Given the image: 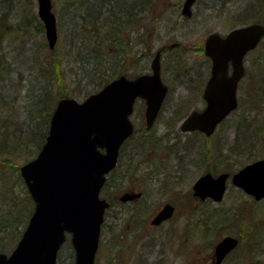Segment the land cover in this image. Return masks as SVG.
I'll list each match as a JSON object with an SVG mask.
<instances>
[{
	"label": "rangeland",
	"instance_id": "rangeland-1",
	"mask_svg": "<svg viewBox=\"0 0 264 264\" xmlns=\"http://www.w3.org/2000/svg\"><path fill=\"white\" fill-rule=\"evenodd\" d=\"M52 1L57 22L61 25V36L59 35L56 43V54L59 53V58L62 59L60 79L63 80L61 84H66V93H81L72 97L83 100L87 94L86 91L91 90V93L97 91L95 89L98 87L95 88V86L98 85V82L109 76L117 77L126 74L129 77H135L143 73H151L152 59L159 49L162 50V76L164 81L172 86V91L168 93L164 105L165 111L154 125V130L150 136H142V132H138L129 139L124 148L117 174L115 173L117 177L115 175L112 177L114 179L111 182L110 195L115 207H119L118 197L125 190L132 188L135 191L141 189L144 192V198H142L144 203L140 205L142 217H126L134 207V203H131L122 208L125 213L119 216L120 219L109 218V228L102 232L103 240L96 258V264H215V261H212L214 247L223 236L235 235V232L242 228L241 231L244 230V234H248V238H244L252 239L251 228L243 221L256 224L260 221V215L264 214V209L260 211L258 207L254 209L249 205L247 206L245 201L238 197V188L231 182H229L224 200L219 203L201 201L194 196L192 186L195 180L207 171H211L215 175L222 171L234 172L249 162V154L247 155L244 150L249 148V140L253 138V134L262 133L264 129V121H259L261 116L264 119V81L261 76L263 71L260 69L261 57H264L263 40L254 51L248 54L245 60V65L250 71V81L249 84L244 81L240 86L239 108L218 127L214 138H212L221 141V150L213 152L209 148H201L194 141L195 134H185L178 138L180 144L176 151H172L170 148L176 140L177 124L180 120L176 118L175 112L177 111L182 116V113L187 109V106L185 110L178 109V104L182 102L180 94L183 93L184 89L190 90L194 94L192 100L196 101L198 94L203 91L205 76L202 86H200L195 82L196 80H187L186 78H189L187 74L192 73L190 77L194 79L195 72L202 70L204 73V69H206L205 74L208 76V70L211 67L208 57H204L194 50L195 46H198L194 41L204 43L206 36L213 31L227 34L232 28L242 24L238 23L240 20L248 19L255 10H257L256 12L262 11L261 17H264L263 0H197L193 7L192 17H186L181 13L184 0H155L153 10L146 18L145 30L142 32L133 31L130 39L128 36L123 37L129 42V45L120 46L125 50L122 52V56L115 53L113 43L101 42L100 48L103 58L95 59V61L101 60L106 67L103 64L94 63L96 67L102 68L98 75L95 73L94 64H86L88 71L92 72L89 74L83 66H79L77 61H74L76 53H72L70 48L67 49L70 40L73 39V36L77 38V34L81 30L79 18H75L74 22H70L68 19L71 10L77 9L76 5L68 3H73L75 0ZM13 4L17 10L12 12L14 16L22 13V10H19L21 4H26L25 9L30 15L38 16L37 0H13ZM7 8L6 5L5 9ZM1 10L3 9L0 8V13ZM240 12L241 14L237 15ZM82 13L81 11L79 14ZM259 20L264 23V18ZM31 28L33 30L31 41H35L38 48L41 49V56L39 57L41 60L49 57L51 52L44 48L45 33L40 35L38 30L33 29L34 27ZM174 43H180V45L173 46ZM20 44L19 39L6 41L2 44L3 50L0 53L5 54L10 62V67L14 70L5 72L2 74L3 78L0 79V106L4 103L14 104L23 112L25 109L23 105H26L24 100L27 86L30 83L29 79L35 72L33 66L24 61L25 59L19 54L22 49ZM74 48L76 51H81L79 46H74ZM126 50H128L126 54L128 58L123 57ZM80 55L81 58H85L82 51ZM2 68L3 66H0V71ZM192 68L196 70H192ZM193 74L194 76H192ZM53 91L57 101L63 97L61 96L60 85L59 89L56 86ZM56 104L57 102L55 106ZM138 106L131 119H137L138 124L143 127L141 112L144 107L141 104ZM1 109L2 107H0ZM188 109L190 111V106ZM3 111L4 109L0 111V114L5 116L6 113ZM249 121L253 122L250 129L246 125ZM230 124L232 125L230 126ZM167 131L171 132L165 134ZM238 132L245 134L243 137L246 136L247 138L243 139ZM261 137H263L262 134ZM212 139H209L210 145ZM192 143L194 148H186ZM257 146L264 148V142L260 141ZM240 151L242 154L239 153ZM230 152L231 154H229ZM256 153L255 157L264 156V151L258 150ZM181 154L183 156H180ZM25 162L23 159L12 161L16 165L20 164L19 174L20 166ZM18 173L15 172V177H11L8 183L13 186V196L31 214L34 201H30L21 184H15ZM118 173L120 174L118 175ZM169 199L178 204L176 216L171 221L149 231L147 228L150 227L149 223L153 216L152 209ZM240 202L244 208L243 216L238 215V220L234 219L233 215L227 216L235 203L239 204ZM144 207L146 210L143 209ZM209 210L212 211V216L215 215L221 220L215 236H211V233L205 234L202 230L205 221L210 218V215L207 214L210 212ZM248 211L251 213L252 219L249 218ZM135 218L141 219L137 227L133 225L135 221H132ZM23 227L20 222L16 229L20 228L21 230ZM15 231L8 230V233L14 234ZM18 235L12 242L11 239L5 241V252H10L15 247L19 239ZM253 240H258V238L253 237ZM114 242L116 243L115 248ZM69 243L70 240L63 245L60 251L59 264L74 263V249L69 246ZM236 253L234 252L224 264H234L239 259L238 254L240 252ZM234 256L236 257L233 260ZM259 256L264 258V253H260Z\"/></svg>",
	"mask_w": 264,
	"mask_h": 264
},
{
	"label": "water",
	"instance_id": "water-1",
	"mask_svg": "<svg viewBox=\"0 0 264 264\" xmlns=\"http://www.w3.org/2000/svg\"><path fill=\"white\" fill-rule=\"evenodd\" d=\"M51 49L58 40L57 18L52 0H37ZM196 0H184L181 12L190 17ZM264 36L260 22L240 25L226 35L214 31L205 39L211 58V75L204 89L208 105L193 110L183 121L185 131L211 135L217 125L238 107V82L245 73L244 58ZM176 43L173 44L175 46ZM230 65L232 74H228ZM151 73L134 78L120 75L84 100L62 97L52 113L48 135L37 156L20 166L35 207L15 249L0 253V264H57L59 250L70 235L74 264H95L107 202L100 197L106 174L118 160L120 147L134 132L130 115L137 97L146 99L148 127L155 120L168 86L161 75V50L152 59ZM229 172H207L193 184L194 195L215 201L224 198ZM231 180L256 200L264 198V157L247 163ZM174 211L172 204L152 220L160 223ZM239 245L226 235L215 245L220 264Z\"/></svg>",
	"mask_w": 264,
	"mask_h": 264
},
{
	"label": "trees",
	"instance_id": "trees-1",
	"mask_svg": "<svg viewBox=\"0 0 264 264\" xmlns=\"http://www.w3.org/2000/svg\"><path fill=\"white\" fill-rule=\"evenodd\" d=\"M26 4H21L19 10H22V13H20L18 16H14L12 12H16L17 10L16 7L14 8L13 0H0V8L3 9L0 13V51L3 50L2 44L4 42L11 41L13 39H19L21 42L20 47L22 48L19 51V54L25 59L24 61L29 62V65L33 66L35 72V74H33L29 79L30 83L27 86V92L25 95L26 98L24 100L26 101V105H23V108H25L23 112H21L14 104L4 103L2 106H0L2 109H4L3 113H6L5 116L0 114V117L3 116L0 118V252L5 251V241H10L9 239H11L12 242V240L16 239L17 234H19L18 237L21 236L22 231L27 224L30 215L32 214H30L29 211L27 212L12 194L13 186L8 182L11 177H15V172H19L20 165L19 163L16 165L15 163H12V161L19 159L28 161L34 158L43 146L49 131L51 115L54 110L55 103L57 102V97L53 91L56 86L57 89H59L60 85V92H62L61 96H75L81 94L76 92L73 94L66 93V84H61L63 83V80L60 79V72L62 71V59L59 58V53L58 55L56 54V48L53 50L49 47L46 38H44V48H47L51 52L49 54L50 56L45 59L43 58L42 60L41 57H39L41 56V49L38 48L35 41H31L33 35V30L31 27H34L33 29L38 30V34L41 35L45 33L44 25L38 16L36 17L33 14H29L27 9H25ZM68 4L77 6L76 10H71L72 12L69 13L68 19L70 22H74L75 18H79L81 30L77 34V38L73 36V39L70 40V44L67 49L69 50L70 48L72 53H76L74 61L76 60L79 66H83L88 71L86 64L92 65L94 63H99L100 65L103 64V66L106 67V65L102 63L101 60L95 61V59L103 58L101 54L102 49L100 48L102 41H107L109 44L113 43L115 45V53L122 56V52L125 50L120 48V46L123 45L126 47L129 45V42L124 40L123 37L128 36L129 38H127L130 39V35L133 33V31L142 32L145 30L147 26L145 21L150 11L153 10L155 0H75L73 3ZM6 5L8 6L7 9H5ZM262 5L264 6V0ZM81 11L83 13L79 14ZM256 11L257 10H255V12L248 19L240 20L238 23L247 24L250 23L249 21L261 22L259 19L264 18L261 17L262 11ZM239 14H241V12L237 15ZM34 23H36V25H34ZM58 29L60 33L59 35L61 36L60 23L58 24ZM75 39H77V41H75ZM262 40L264 41V38ZM263 41H261V43ZM194 42L198 44V46H195L194 50L198 51L204 56V43H199L197 40ZM39 44L41 45L40 42ZM74 46H79V49L82 51L85 57L84 59L81 58V51H76ZM127 53L128 50H126L123 57L128 58L126 56ZM261 61L262 64L260 69L263 71L261 76L263 77L264 81V57H261ZM95 64V73L98 75L102 68L96 67ZM0 66H3L2 70L0 71V79L3 78L2 74L5 72L14 70L10 67V62L3 52L0 53ZM88 73L91 74L92 72L88 71ZM114 77L115 76H109L108 78L102 79L98 82V85L95 86V88L98 87L100 89ZM98 88L95 90L98 91ZM86 92L87 96L91 93V90ZM259 121H264L263 116L259 118ZM252 124L253 122L249 121L246 125L247 127L249 126L250 129ZM231 125L232 124H230V126ZM245 130L248 131L246 128ZM238 134L241 137L245 135L241 132H238ZM261 134L264 137V129L262 133L256 132L253 134V138L249 140L250 142L247 141L249 142L248 149H246L247 147H244L246 149L244 152L247 153V155L249 154L248 161L258 158L255 157L257 155L256 151H264V148L261 146L256 147L260 141L264 142ZM195 135L194 141L197 143V145L201 146V148H209L210 150H213V152L221 150V141L219 139H212L214 138L213 136L210 138L203 137L198 133ZM244 138L247 137L244 136L243 139ZM209 139H212L211 145L209 144ZM179 144L180 141L178 138H176L175 142L171 146V149H176ZM186 148H194V144H189L186 146ZM230 151H232L231 148ZM239 153L242 154L241 151ZM229 154H231V152ZM16 177L18 179L15 181V184H21L23 186V191L27 193L28 198L32 202L33 200L24 182L22 181L20 174L18 173ZM237 191L238 197L243 199L247 206L249 205L254 209L258 207L260 211H263L262 209H264V199L256 200L254 197L247 195L240 188H238ZM209 211L210 212H207V214L210 215V218L209 220L205 221V225L202 227V230L205 234L211 233V236H215L217 233L216 230H218L219 227V223L221 224V220L219 217H215V215L212 216V211ZM242 211H244L242 203H235L232 211L228 213L227 216L233 215L234 219L238 220V215H242ZM248 214L249 218L252 219L251 213L249 211ZM24 217L26 218L23 219ZM20 222L24 226L21 230L20 228L16 229ZM243 222L250 226L252 239H246L248 238V234L245 235V231H241L242 228L236 231L235 235L240 239V243L238 247L234 249L221 264H224V262L227 261V259L232 254H234V252H240V254H238L239 259L236 260L234 264H264V258L259 256L260 253H264V214L260 215V221H258L256 224L245 221ZM8 230L16 231L14 234H9ZM253 237L258 238V240H253ZM113 244L115 248L116 243L114 242ZM69 246L72 248L70 243ZM235 257L236 256L233 257V260ZM215 264L217 263L215 262Z\"/></svg>",
	"mask_w": 264,
	"mask_h": 264
},
{
	"label": "flooded vegetation",
	"instance_id": "flooded-vegetation-1",
	"mask_svg": "<svg viewBox=\"0 0 264 264\" xmlns=\"http://www.w3.org/2000/svg\"><path fill=\"white\" fill-rule=\"evenodd\" d=\"M204 49V48H203ZM206 56L205 52H204V57ZM207 57V56H206ZM210 60V58H208ZM211 62V60H210ZM192 70H196L195 68H192ZM207 70L204 69V73L203 71H198V72H195V78L194 79H191V74L192 73H188L187 76L189 78H186L187 80L189 79L190 81H193V80H196L195 82L198 83V85L202 86L201 84V80L203 82V77L205 76L204 78V83H203V91L200 92V94H198V100L196 101H193L192 100V97H193V93L190 92V90H186L184 89L183 90V93L180 94V96L182 97V102L178 104V109L179 110H185L184 108L189 107L190 106V111L189 109H186L183 113H182V116L181 114H178L177 111L175 112V116L176 118L180 119L178 121V124H177V129H178V133H176V138H179V137H182L184 136L185 134H200L201 136L203 137H207V138H210L212 136L215 135V133L211 136H207L205 133L199 131V130H191V131H185L182 129V122L186 119V117L193 111V110H199V111H202L207 105H208V102L207 100L204 98V89L207 85V82L210 78V75H211V68L210 70H208V76L207 74H205ZM232 67L229 68V72L228 74H232ZM194 76V74L192 75ZM207 76V77H206ZM246 81L248 84H249V81H250V71L248 70V68L246 67L245 65V73H244V76L241 78L239 84H238V101L240 103V97H239V90H240V86L241 84ZM166 83V82H165ZM167 84V83H166ZM169 86V90L167 92V95L165 97V100L154 120V123H152V125L150 127H148V124H147V119H146V108H147V102L145 99L141 98V97H138L136 99V102H135V108H134V112L132 115H134L135 113V109L136 107L141 104L143 107H144V110L141 112V115H142V118H143V127L140 126L137 122V119H133V122L135 124V132L132 134L131 137H133V135H135L136 133L138 132H142L141 134L144 135V136H150V134L152 133V130L154 125L156 124L157 120L159 119V117L162 116L163 112L165 111L164 109V105L166 103V99L168 97V93L170 91H172V86L168 83L167 84ZM198 104L202 105V106H199ZM139 107V106H138ZM137 107V108H138ZM137 111V109H136ZM172 119H173V116H172ZM221 125V124H220ZM219 127V126H218ZM218 129V128H217ZM171 131H167L165 134H169ZM130 137V138H131ZM128 138V140L130 139ZM128 140H126L124 142V144L121 146L120 148V154H119V159H118V165L117 167L108 175V179L104 185V188H103V195H104V198L106 199V201L108 202V207L106 208L105 210V215H104V223H103V230L105 231V229L109 228V218L113 217V218H116L117 219H120L119 216L123 215L125 213V210L122 209L125 205H128V204H131V203H134V207L131 211V213L127 214L126 217H138V218H141L142 217V213H141V203H144V201L142 200V198H144V192L140 189L138 191H135L134 189H128V190H125L123 192V194H121L117 200V202L119 203V207H115V203L114 201L112 200L111 198V182L113 181L114 178L113 175H115V173L117 172L119 166H120V160L123 158V154H124V148H125V145L128 143ZM170 150L172 151H176V149H171ZM180 156H183V154H181ZM207 172H211V171H207ZM117 174V173H116ZM120 173H118L119 175ZM116 176V175H115ZM117 177V176H116ZM192 190H193V186H192ZM194 191V190H193ZM194 194V192H193ZM195 197H197L195 195ZM201 200V199H200ZM201 201H206V202H211L213 201L211 198H206L205 200H201ZM214 202V201H213ZM166 204H172L173 207H174V211L172 213V215L168 218H166L165 220L161 221L160 223L156 224V223H153L152 220L154 219V217L158 214V212H160L164 206ZM144 210H146V207L143 208ZM112 210H114L112 212ZM177 210H178V204L175 202V201H172V200H165L163 201L159 206H155L153 209H152V218L150 220V223H149V226L147 229L149 231L153 230V229H156L157 227H160L162 226V224L166 223V222H169L171 221L177 214ZM132 221H135L133 225H135L136 227L140 224L141 222V219H137L135 218L134 220ZM117 222V221H116ZM118 224V223H117ZM147 226V225H145ZM129 228H130V224H129ZM212 261L214 262L215 261V255L214 257L212 258Z\"/></svg>",
	"mask_w": 264,
	"mask_h": 264
}]
</instances>
